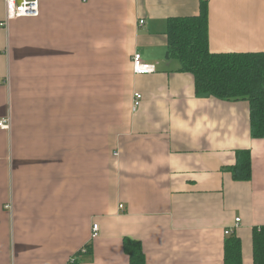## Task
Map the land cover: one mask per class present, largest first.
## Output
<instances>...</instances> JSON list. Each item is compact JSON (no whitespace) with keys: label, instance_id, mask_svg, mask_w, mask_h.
Returning <instances> with one entry per match:
<instances>
[{"label":"crops","instance_id":"1","mask_svg":"<svg viewBox=\"0 0 264 264\" xmlns=\"http://www.w3.org/2000/svg\"><path fill=\"white\" fill-rule=\"evenodd\" d=\"M199 2L40 0L0 29V264H129L125 239L145 264H225L229 237L253 264L264 139L246 101L196 96L166 57L167 20ZM208 48L264 53V0H208ZM135 52L155 73L133 74ZM240 150L247 182L227 169Z\"/></svg>","mask_w":264,"mask_h":264},{"label":"trees","instance_id":"2","mask_svg":"<svg viewBox=\"0 0 264 264\" xmlns=\"http://www.w3.org/2000/svg\"><path fill=\"white\" fill-rule=\"evenodd\" d=\"M166 57L179 64V72L193 78L194 93L222 101H246L249 106V132L264 139V53H211L208 48V0H200L199 13L172 17L166 22ZM233 180L251 178L248 150L235 154L227 168ZM129 264H145L141 244L125 239ZM253 264H264V226L252 231ZM225 264H241V246L236 237L225 241Z\"/></svg>","mask_w":264,"mask_h":264},{"label":"built area","instance_id":"3","mask_svg":"<svg viewBox=\"0 0 264 264\" xmlns=\"http://www.w3.org/2000/svg\"><path fill=\"white\" fill-rule=\"evenodd\" d=\"M4 3V17L0 21V29L8 27L9 23L21 18H37L39 16V2L40 0H2ZM143 21L139 20L138 24L143 25ZM132 72L135 76L150 75L155 73L156 66L146 64L142 61L139 53H133L131 56ZM141 100V95L135 93L133 97L132 110H137ZM0 130H9V116L0 119ZM118 154L115 153L114 156ZM122 205H119V210H122ZM5 209H10V206H5ZM240 219H235V225L231 229L225 230V235L230 236L233 229H236ZM99 228L97 224H92L90 230V240H95L99 235Z\"/></svg>","mask_w":264,"mask_h":264}]
</instances>
